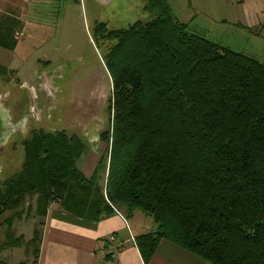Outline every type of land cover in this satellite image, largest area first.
<instances>
[{"label": "trees", "instance_id": "16d2710c", "mask_svg": "<svg viewBox=\"0 0 264 264\" xmlns=\"http://www.w3.org/2000/svg\"><path fill=\"white\" fill-rule=\"evenodd\" d=\"M146 10L148 20L126 28H94L113 43L99 153L65 130L22 141L21 169L0 188V220L9 215L0 250L22 246L35 263L41 235L15 237L12 223L24 213L45 220L58 204L88 222L149 216L155 229L135 240L145 264L160 241L207 264H264V61L179 22L166 0ZM19 28L0 19L1 49L14 50Z\"/></svg>", "mask_w": 264, "mask_h": 264}, {"label": "rangeland", "instance_id": "374dc122", "mask_svg": "<svg viewBox=\"0 0 264 264\" xmlns=\"http://www.w3.org/2000/svg\"><path fill=\"white\" fill-rule=\"evenodd\" d=\"M50 1L48 4L41 0L37 4L26 3L29 5L26 11L19 9L13 11L15 7L0 4L2 13L0 19L10 15L16 17L20 24L16 33L20 44L18 53L0 48V67L8 69L6 73L0 71L1 98L4 95L2 102L6 104L20 99L29 107L36 109L33 113L36 119L27 123L23 133L13 134L3 148L5 155L0 157V164L2 163L0 188L5 180L19 173L24 161L21 143L31 136L33 130L45 132L65 130L69 135L79 136L86 151L98 154L100 150L98 134L109 125L107 109L112 93V78L105 57L113 43L102 42L98 35L94 34L91 8L94 1ZM120 1L116 0L112 6L101 9V12L108 15L111 10L113 11L115 20L107 18L111 23L109 28L126 27L141 15L134 12L127 21L117 22L116 20L121 18ZM142 18L149 19H144V16ZM222 39L228 41V45L234 50L246 45L236 35H223ZM259 49L262 52L264 46ZM245 53L255 56L253 53ZM51 70H55L59 75L55 80L58 97L46 108L43 94L35 93V89L40 74L50 73ZM24 215L25 213L22 219L13 221L10 230L12 235L15 237L22 235L28 241L32 239L36 230L42 236L45 220L33 215H30L31 217ZM8 216L5 214L0 220V246L4 240L6 241L5 233L8 228L6 224L2 225V222ZM134 221L140 222L145 232L154 229L152 219L139 211ZM14 249L0 250V263L33 262V255L26 254L24 247L16 248L15 250L20 253L13 256ZM29 250L33 249L30 247Z\"/></svg>", "mask_w": 264, "mask_h": 264}, {"label": "crops", "instance_id": "0c3cea01", "mask_svg": "<svg viewBox=\"0 0 264 264\" xmlns=\"http://www.w3.org/2000/svg\"><path fill=\"white\" fill-rule=\"evenodd\" d=\"M41 1L44 4L51 3L50 0ZM93 1L91 7L93 26L106 23L109 30L116 29L108 27L111 23L107 18L115 20L113 11L111 10L109 15L101 12L102 8L112 6L116 0ZM38 2L40 0H0L1 5L15 7L13 11L17 9L26 11L29 6L26 3ZM120 2L121 18L116 20L117 22L127 21L134 12L144 14L136 21L143 20V16L144 19L150 17V13L146 10L148 0ZM166 2L173 17L179 22L198 30L215 43L220 41V45L232 50L234 49L228 45L229 42L222 38L223 35H236L246 45L241 49L235 48L234 51L253 53L260 61H264V50L261 52L259 49L264 46V0H166ZM19 47L18 40L11 52L18 53ZM137 213L132 218H126L123 214L114 211L113 214L104 216L99 221L88 222L64 214L58 204H51L43 224L39 255L35 263L34 261L27 263V261L26 264H145L135 240L137 236L148 231L143 230L144 227L140 222L134 221ZM111 237H114L115 242L121 246L119 251H114L113 243L108 244V247L104 245V240L109 243ZM18 253L20 252L15 250L13 256ZM153 255L148 264H207L195 255L166 241L159 242ZM18 263L6 262V264Z\"/></svg>", "mask_w": 264, "mask_h": 264}, {"label": "flooded vegetation", "instance_id": "af4514ba", "mask_svg": "<svg viewBox=\"0 0 264 264\" xmlns=\"http://www.w3.org/2000/svg\"><path fill=\"white\" fill-rule=\"evenodd\" d=\"M58 77L59 75L56 74V71L51 70L50 73L42 72L38 78L39 83L36 86L35 93L41 92L43 94V102L45 103L44 105L46 106V108L47 106H50L52 104L51 102L53 100H56V98L58 97V87L55 81ZM3 105H5L7 109H9L12 123H19L20 121H23L25 122L24 127L26 128L28 122L31 123L36 119L33 115L36 109L29 107L20 99H18V101L12 100V102H8L6 104L3 103ZM22 131L23 129H21L20 132Z\"/></svg>", "mask_w": 264, "mask_h": 264}, {"label": "water", "instance_id": "95a60500", "mask_svg": "<svg viewBox=\"0 0 264 264\" xmlns=\"http://www.w3.org/2000/svg\"><path fill=\"white\" fill-rule=\"evenodd\" d=\"M2 101H4V95L3 98H1L0 94V157L5 155L3 148L8 144L10 140L9 138L13 134L19 133L21 129H23V131L20 133H23L26 129L24 127L25 122L23 121H20L19 123H12L10 111L7 107H5V105H3ZM1 167L2 163L0 164V169Z\"/></svg>", "mask_w": 264, "mask_h": 264}, {"label": "built area", "instance_id": "2783aa9c", "mask_svg": "<svg viewBox=\"0 0 264 264\" xmlns=\"http://www.w3.org/2000/svg\"><path fill=\"white\" fill-rule=\"evenodd\" d=\"M109 241H110V243H113L114 251H119L121 249V246L119 245V243L115 242V238L114 237H111L109 239Z\"/></svg>", "mask_w": 264, "mask_h": 264}]
</instances>
